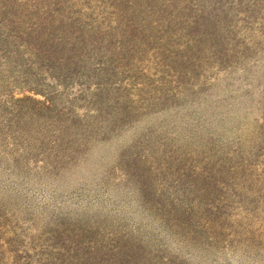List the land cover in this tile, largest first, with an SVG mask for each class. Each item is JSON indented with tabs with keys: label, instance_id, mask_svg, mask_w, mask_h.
Wrapping results in <instances>:
<instances>
[{
	"label": "rangeland",
	"instance_id": "1",
	"mask_svg": "<svg viewBox=\"0 0 264 264\" xmlns=\"http://www.w3.org/2000/svg\"><path fill=\"white\" fill-rule=\"evenodd\" d=\"M0 264H264V0H0Z\"/></svg>",
	"mask_w": 264,
	"mask_h": 264
}]
</instances>
